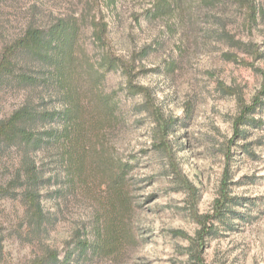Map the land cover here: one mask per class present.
<instances>
[{"label":"rangeland","instance_id":"obj_1","mask_svg":"<svg viewBox=\"0 0 264 264\" xmlns=\"http://www.w3.org/2000/svg\"><path fill=\"white\" fill-rule=\"evenodd\" d=\"M156 2L0 0V54L28 27L63 18L79 28L83 48L95 59L102 49L95 22H104L109 48L134 56L142 70L133 82L147 86L162 111L178 119L169 139L187 181L154 147L156 123L136 109L142 96L128 94L126 76L113 70L101 90L117 92L116 115L88 113L81 136L85 144L113 145L133 164L126 201L106 189L89 158L84 168L77 158H63L64 138L46 148L1 147L0 185L10 193L0 194V264H264V97L240 135L233 134L241 106L251 104L261 86L255 68L264 69V0H256L254 22L232 1L194 0L192 8L170 14L155 11ZM17 61L15 75L0 77V121L26 103L37 110L68 107L66 88L49 77L53 64L29 51ZM66 124L64 118L41 119L32 127L40 133ZM32 162L39 178L29 185L38 194L34 202L24 196ZM224 182L236 199L218 221L210 215ZM202 219L218 233L200 246L195 239ZM79 237L91 242L81 256L74 251Z\"/></svg>","mask_w":264,"mask_h":264},{"label":"trees","instance_id":"obj_2","mask_svg":"<svg viewBox=\"0 0 264 264\" xmlns=\"http://www.w3.org/2000/svg\"><path fill=\"white\" fill-rule=\"evenodd\" d=\"M221 0H200V3L212 5ZM242 6L250 21L254 22L260 10L256 0H227ZM194 0H157L155 11L161 14H170L172 11L186 10L194 6ZM107 25L104 22H95L94 39L102 47L100 57L93 59L83 45L79 36V28L65 19H57L56 22L46 27H28L25 32L15 41L6 45L0 54V77L4 74L15 75L19 67L17 56L23 51H29L34 57L54 65V76L59 84L67 90L70 100L68 107L64 110H37L32 104H24L15 110L10 117L0 121V148L10 147L16 143L29 145H43L45 148L53 146L60 138H64L67 147L62 151L63 158H77L81 168L86 166L87 158L90 159L91 168L97 170L104 177L106 189L111 192L117 200L126 201V184L133 164L124 159L113 145L102 140H95L90 144L83 143L81 132L87 124V114L91 117L102 115L103 117L115 116L118 99L117 92L106 93L101 90V84L106 75L113 70H121L126 76V90L130 95L142 96V101L136 105L138 111H146L154 119L155 142L154 147L161 151L167 159L168 165L175 176L183 184L187 185L181 171L179 160L174 153L169 135L174 130L178 119L166 115L161 106L156 102L155 94L147 86L138 85L133 82L136 75L142 70H137V61L134 56L126 59L109 48L106 40ZM227 58L239 61L235 56L226 55ZM247 66H253V62L243 61ZM262 76L261 86L253 96L251 104H243L240 114L234 122V137L240 135L239 127L245 124L248 113H253L257 106L262 104L264 97V69L255 68ZM87 106H84V103ZM64 118L67 120L64 128H50L44 132L33 129L36 120H56ZM233 141V139H232ZM69 144V146H68ZM27 147V146H26ZM53 154V153H52ZM131 158V157H130ZM26 188L24 196L26 200L34 202L38 194H35L29 185L36 183L37 164L32 162L25 168ZM225 182L220 190V197L214 202V211L210 217L222 220L229 212V204L235 201V197L229 196L225 189ZM189 188V186H187ZM10 193L9 187L0 185V194ZM212 222V221H211ZM197 233V242L200 246L205 243L206 236L217 234L218 230L213 223L205 219L200 220ZM74 251L81 256L91 246L87 238H77ZM51 258L57 260V253L51 252ZM41 260L37 264H41Z\"/></svg>","mask_w":264,"mask_h":264}]
</instances>
